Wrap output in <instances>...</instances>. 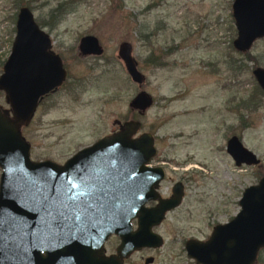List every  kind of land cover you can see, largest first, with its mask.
Here are the masks:
<instances>
[{
  "label": "rangeland",
  "instance_id": "rangeland-1",
  "mask_svg": "<svg viewBox=\"0 0 264 264\" xmlns=\"http://www.w3.org/2000/svg\"><path fill=\"white\" fill-rule=\"evenodd\" d=\"M230 3L0 0V58L10 50L15 14L25 4L67 70L65 80L21 127L31 159L61 162L132 118L139 120V131L150 132L153 160L164 165L158 192H168L177 179L183 182L181 201L153 227L161 243L138 250L131 257L135 264H194L183 240L206 237L212 225L229 220L239 208L243 187L264 175V92L257 88L251 60L231 45L235 28ZM84 34L97 37L101 54L78 53ZM123 40L131 44L144 75L139 86L116 55ZM248 52L264 67V37L255 39ZM237 62L241 66L235 69ZM139 89L152 98L141 114L128 107ZM0 104L6 106L1 90ZM231 134L256 154L258 163L233 162L225 150ZM116 243L111 237L106 247ZM149 254L152 261L143 262ZM259 260H264V251Z\"/></svg>",
  "mask_w": 264,
  "mask_h": 264
},
{
  "label": "water",
  "instance_id": "water-1",
  "mask_svg": "<svg viewBox=\"0 0 264 264\" xmlns=\"http://www.w3.org/2000/svg\"><path fill=\"white\" fill-rule=\"evenodd\" d=\"M230 14L235 28L231 45L236 51H248L255 39L264 37V0H231ZM77 50L80 55H99L102 45L95 35L84 34ZM116 55L139 86L144 75L131 55L129 41L118 43ZM251 72L264 91V67L256 65ZM65 76L49 34L37 24L31 10L20 5L10 50L0 70V90L6 103L0 104V264H90L94 259L108 264L141 246H158L161 236L151 228L181 198V185L174 183L168 198L152 207L142 205L156 196L152 186L162 171L144 165L155 154V147L150 132L132 136L140 126L136 119L122 121L118 130L77 150L62 165L30 158L21 127L29 122L41 96L57 88ZM151 103V95L139 89L128 107L141 114ZM225 150L236 165L259 162L235 134L227 138ZM79 157H84L87 173L74 180L66 169ZM76 185L86 189L83 194L72 191L76 204L91 208H75L72 201L68 204L63 189ZM237 203L236 213L215 224L205 240L185 241L187 255L196 263L264 264V260L256 263L258 250L264 249V175L243 187ZM110 233L120 239L116 254L94 256ZM89 251L91 255L86 254Z\"/></svg>",
  "mask_w": 264,
  "mask_h": 264
},
{
  "label": "flooded vegetation",
  "instance_id": "flooded-vegetation-1",
  "mask_svg": "<svg viewBox=\"0 0 264 264\" xmlns=\"http://www.w3.org/2000/svg\"><path fill=\"white\" fill-rule=\"evenodd\" d=\"M21 5H25V4H21ZM20 6V5H19ZM18 6V7H19ZM27 6V5H26ZM28 7V6H27ZM29 8V7H28ZM18 9V8H17ZM30 9V8H29ZM56 52V51H55ZM57 53V52H56ZM59 54V53H58ZM60 56V55H59ZM60 58H61V56H60ZM61 61H62V59H61ZM62 65H63V63H62ZM64 66V65H63ZM65 68V67H64ZM65 70H66V68H65ZM66 75H67V70H66ZM65 78H66V76H65ZM65 80V79H64ZM63 80V81H64ZM62 81V82H63ZM61 82V83H62ZM58 87V86H57ZM56 90V88L54 89V90H49L47 93H45V94H43L42 96H41V98L38 100V102H37V104H36V107H35V109L37 108V106L39 105V103H40V101L44 98V97H46V96H48L49 94H51V93H53L54 91ZM35 111V110H34ZM130 119H132V118H130ZM118 126H119V122L117 123V125H116V128L115 129H112V130H110V131H108L107 133H104L103 135H107V134H111V133H113V132H115L116 130H118ZM141 132H149V131H139V129L134 133V134H132V136H137V135H139ZM232 135V134H231ZM240 138V137H239ZM97 140V139H96ZM95 140V141H96ZM241 140V139H240ZM95 141H93V142H95ZM92 142V143H93ZM153 142H154V140H153ZM242 142V141H241ZM92 143H88V144H86V145H84V146H82V148H84V147H86V146H89V145H91ZM153 146H154V144H153ZM81 149V148H80ZM79 150V149H78ZM73 155V154H72ZM72 155H70V156H72ZM69 156V157H70ZM69 157H67L66 159H64V160H62L61 162H56V163H58L59 165H62ZM153 158H154V155H152L151 157H149V159L144 163V165L146 166V167H159V168H161V171H162V177L157 181V183H156V185L155 186H152V190H153V192L155 193V197H153V198H148V199H146L145 201H143V203H142V205L144 206V207H152V206H155L156 204H157V202H158V200L159 199H163V198H168L170 195H171V193H172V186L174 185V183H180V185H181V189H182V195H183V187H184V184H183V182L180 180V179H177V180H175L170 186H169V191L167 192H165V193H159L158 192V187H159V184L161 183V181H162V179H163V177H164V175H165V169H164V165H163V163H162V161L161 160H153ZM84 160V157H79V159H78V161L77 162H75L72 166H70V167H68V170L66 169V171L68 172V173H70L71 175H73L72 176V178L74 179V180H77V179H81V177H84L85 175H86V173H87V165L86 164H83L82 163V161ZM86 189L85 188H83L82 186H73V188H72V186H71V188H65V189H63V191L64 192H66V193H68V196L67 197H65L66 198V200L68 201V204H69V201H72L73 202V206L76 208H79V209H81V208H91V207H88V206H85V205H83V204H76V199H75V197L73 196V192H75V193H82L83 191H85ZM73 191V192H72ZM104 191V190H103ZM71 193H72V195H71ZM182 195H181V198H182ZM181 198H180V200L179 201H181ZM97 200V199H96ZM95 201V200H94ZM100 204V203H99ZM169 209H171V208H169ZM168 209V210H169ZM168 210H166V211H168ZM166 211L164 212V214L166 213ZM130 222H131V225H132V228H134V226H135V224H136V218L134 217V218H132L131 220H130ZM160 222V221H159ZM224 222H226V221H224ZM224 222H220V223H224ZM215 224H217V223H215ZM214 224V225H215ZM155 225H157V224H155ZM155 225H153L152 226V230L154 231V229H153V227L155 226ZM214 225H212V227H211V230H210V232L206 235V237H203V238H195V239H198V240H205L209 235H210V233H211V231H212V229H213V227H214ZM155 232V231H154ZM111 237H115V238H117L118 239V243H119V241H120V239H119V237H118V235H116V234H114V233H110L103 241H102V243H101V245H100V250H98V251H94L93 252V255L94 256H96V257H103V258H106V257H108V256H112V255H115L116 254V252H115V250H116V247H117V245H118V243H116V245H112L111 247H110V249H108L107 247H106V241H108V239L109 238H111ZM189 238H193V237H188V238H185L184 240H183V249H184V252H185V254H186V256L188 257V259L189 260H191L194 264H199V263H196L195 262V260L192 258V257H190V256H188L187 255V252H186V250H185V248H184V243H185V241L187 240V239H189ZM153 249L154 247H152V246H141L140 248H138V249H135V250H133V251H131L128 255H126V256H123V257H121V258H116V261H107V262H109L108 264H135V259L134 258H131L133 255H137V254H139L138 252V250H143V249ZM137 250V251H136ZM260 251H264V249L263 248H261V249H259L258 250V252H257V255L259 254V252ZM91 252L92 251H89V252H87L86 254H90L91 255ZM75 254L76 253H71V256H75ZM59 256H61V255H59ZM139 258V257H138ZM142 260H143V262H151L152 261V257L150 256V254L149 255H144L143 256V258H142ZM104 261H106V260H104ZM260 261V260H259ZM111 262H115V263H111ZM256 262H258V261H256ZM57 264H64V263H62V262H57ZM73 264H77V263H73ZM79 264H81V262H79ZM90 264H105L104 262H102L101 260H99V259H94V260H92L91 262H90Z\"/></svg>",
  "mask_w": 264,
  "mask_h": 264
},
{
  "label": "trees",
  "instance_id": "trees-1",
  "mask_svg": "<svg viewBox=\"0 0 264 264\" xmlns=\"http://www.w3.org/2000/svg\"><path fill=\"white\" fill-rule=\"evenodd\" d=\"M50 14H51V13H50ZM54 14H55V13H53L52 16H54ZM240 53H241V54H244L245 57H246L248 60H251L252 67L256 66V61H255L253 55H251L248 51L240 52ZM3 59H4V58H3ZM3 59L0 58V70H1V63H2ZM240 66H241V63L237 62L236 65H235V69H236V68H239ZM256 85H257V84H256ZM257 88H258L260 91L264 92V91H263L258 85H257Z\"/></svg>",
  "mask_w": 264,
  "mask_h": 264
},
{
  "label": "snow or ice",
  "instance_id": "snow-or-ice-1",
  "mask_svg": "<svg viewBox=\"0 0 264 264\" xmlns=\"http://www.w3.org/2000/svg\"><path fill=\"white\" fill-rule=\"evenodd\" d=\"M81 194H83V193H81Z\"/></svg>",
  "mask_w": 264,
  "mask_h": 264
}]
</instances>
